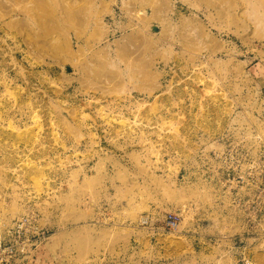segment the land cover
Listing matches in <instances>:
<instances>
[{"label":"rangeland","instance_id":"1","mask_svg":"<svg viewBox=\"0 0 264 264\" xmlns=\"http://www.w3.org/2000/svg\"><path fill=\"white\" fill-rule=\"evenodd\" d=\"M263 91L264 0H0V234H40L20 264H264Z\"/></svg>","mask_w":264,"mask_h":264},{"label":"built area","instance_id":"2","mask_svg":"<svg viewBox=\"0 0 264 264\" xmlns=\"http://www.w3.org/2000/svg\"><path fill=\"white\" fill-rule=\"evenodd\" d=\"M252 175L253 172L249 171L244 177L248 178ZM237 178L243 180V176H238ZM180 218L177 213H168L164 218V227L169 230H176L179 226ZM39 235V233L33 234L29 231V220L27 217L20 218L14 222L5 233L0 234V264H20L29 256L30 249L36 244ZM245 264H247L246 261Z\"/></svg>","mask_w":264,"mask_h":264},{"label":"bare ground","instance_id":"3","mask_svg":"<svg viewBox=\"0 0 264 264\" xmlns=\"http://www.w3.org/2000/svg\"><path fill=\"white\" fill-rule=\"evenodd\" d=\"M242 180V179H241ZM143 222H146V219H143ZM6 230H8V228L6 229ZM170 239L169 237H166V239ZM169 241V240H168ZM246 262L248 263V260H246Z\"/></svg>","mask_w":264,"mask_h":264}]
</instances>
